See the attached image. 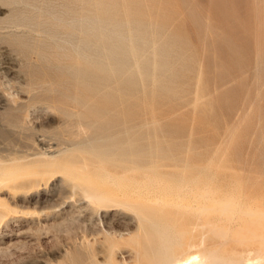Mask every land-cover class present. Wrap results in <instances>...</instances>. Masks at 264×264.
Instances as JSON below:
<instances>
[{
    "label": "rangeland",
    "instance_id": "obj_1",
    "mask_svg": "<svg viewBox=\"0 0 264 264\" xmlns=\"http://www.w3.org/2000/svg\"><path fill=\"white\" fill-rule=\"evenodd\" d=\"M73 169L185 213L209 245L206 221L227 230L248 205L264 226V0H0V264L104 261L108 236L135 232Z\"/></svg>",
    "mask_w": 264,
    "mask_h": 264
},
{
    "label": "bare ground",
    "instance_id": "obj_2",
    "mask_svg": "<svg viewBox=\"0 0 264 264\" xmlns=\"http://www.w3.org/2000/svg\"><path fill=\"white\" fill-rule=\"evenodd\" d=\"M62 172L72 176L73 187L75 189H80L86 197L85 200L95 205L98 210H115L121 208L132 212L136 218L135 232L129 238L123 239L122 237L118 238L114 235L108 236L110 242L109 247L107 248L106 259L104 261L98 260L94 253H89L91 264H120L115 261L114 254L120 243L123 241L131 244L132 248H134L138 264H264V226L261 225V222L259 224L260 220H258L259 216H257L259 208L257 206L248 205L245 210L243 209V214L249 217V219L244 218L247 219L246 221H244V219L242 220L240 216L237 221H235V215H232V217L230 216L231 218L229 219V222L231 225L227 230L225 227L220 226L221 224L218 225V223H216L217 220L208 219L205 224L211 223L212 230L222 238L221 240L219 239L220 242L209 245L207 244L205 236H202L201 239L197 241L193 232L188 231L189 229H185V223H192L191 221L193 219L189 221V218L182 217L183 213L176 214L168 212L163 207L153 208L143 202L127 197L124 193H115L112 190L104 188L105 186L103 187L101 182L92 180L87 172H82L76 169L70 171L63 170ZM108 177L112 182H116L117 180L111 175H108ZM2 180H5L4 177ZM190 185L192 186L193 184ZM155 186L157 185L155 184ZM155 186L153 185L154 188ZM188 186L187 188L189 189L190 186ZM203 198H205L204 195ZM228 198L230 199L231 197L228 196ZM236 200L237 199H235V201ZM231 204V201H226L223 205L224 207H222V211L227 213L226 210L230 208ZM233 206L234 204H232V207ZM228 213H230V211H228ZM201 215H199V217L197 216V221L202 219ZM261 215H264V213L262 212ZM221 221L224 223V219ZM201 222L198 221L200 225ZM232 225H234V228H232ZM202 227L206 228L207 226L203 225ZM231 229L235 230V235H232L233 237L230 235ZM232 238L237 240L239 245H245L247 242L249 243V241L258 240L262 246L259 248L256 247V249L247 248L246 246V248H242L241 251L233 250L232 253H230L226 249V244L229 242V239L231 240ZM141 258L143 259V263H140L139 261Z\"/></svg>",
    "mask_w": 264,
    "mask_h": 264
}]
</instances>
